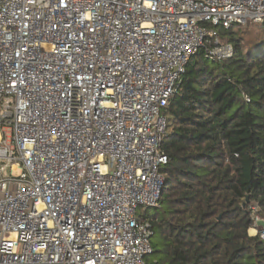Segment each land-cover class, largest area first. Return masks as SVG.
<instances>
[{"label": "built area", "instance_id": "2783aa9c", "mask_svg": "<svg viewBox=\"0 0 264 264\" xmlns=\"http://www.w3.org/2000/svg\"><path fill=\"white\" fill-rule=\"evenodd\" d=\"M263 18L264 0H0V264H150L162 108L199 49L232 55L218 27Z\"/></svg>", "mask_w": 264, "mask_h": 264}, {"label": "trees", "instance_id": "16d2710c", "mask_svg": "<svg viewBox=\"0 0 264 264\" xmlns=\"http://www.w3.org/2000/svg\"><path fill=\"white\" fill-rule=\"evenodd\" d=\"M219 35L232 55L199 49L162 108L163 184L143 215L150 263L264 264V243L248 234L264 218V18Z\"/></svg>", "mask_w": 264, "mask_h": 264}, {"label": "rangeland", "instance_id": "374dc122", "mask_svg": "<svg viewBox=\"0 0 264 264\" xmlns=\"http://www.w3.org/2000/svg\"><path fill=\"white\" fill-rule=\"evenodd\" d=\"M217 30H218V31H220V30H221V28H220V27H218V28H217ZM14 174H17V172H15ZM140 210H141V212L143 213V215H144V214H146V211H147L148 213H150V212H151V209H149V210H144V208H143V207H142V208L140 207V208L138 209V211H140ZM149 260H154V259L149 257Z\"/></svg>", "mask_w": 264, "mask_h": 264}, {"label": "water", "instance_id": "95a60500", "mask_svg": "<svg viewBox=\"0 0 264 264\" xmlns=\"http://www.w3.org/2000/svg\"><path fill=\"white\" fill-rule=\"evenodd\" d=\"M150 264H154V263H150Z\"/></svg>", "mask_w": 264, "mask_h": 264}, {"label": "crops", "instance_id": "0c3cea01", "mask_svg": "<svg viewBox=\"0 0 264 264\" xmlns=\"http://www.w3.org/2000/svg\"><path fill=\"white\" fill-rule=\"evenodd\" d=\"M0 136H1V133H0Z\"/></svg>", "mask_w": 264, "mask_h": 264}]
</instances>
